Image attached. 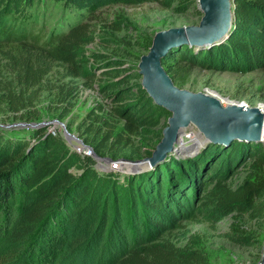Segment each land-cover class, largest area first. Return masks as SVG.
<instances>
[{"label": "trees", "instance_id": "1", "mask_svg": "<svg viewBox=\"0 0 264 264\" xmlns=\"http://www.w3.org/2000/svg\"><path fill=\"white\" fill-rule=\"evenodd\" d=\"M191 1L0 0V72H5L0 77V113L17 114L29 122L38 115L35 102L49 92L58 116L70 114L79 90L73 84L93 76L84 47L94 41L96 28L91 22L103 9L156 3L171 10L181 3L174 9L181 11ZM49 7L60 9L65 24L42 37L32 28L42 24L39 15ZM233 8L232 27L222 42L171 47L161 61L166 73L177 77L191 68L238 74L263 69L264 0H233ZM122 25L118 20L109 27L121 31ZM139 79L137 72L123 73L108 83L106 118L99 115L105 107L99 106L76 126L94 157H80L44 128L14 138L0 134V218L5 209L9 213L0 226L3 259L13 262L32 245L42 258L46 252L41 247L48 244L49 235L62 231L59 235H71L72 248L82 245L86 261L90 253L96 255L95 264H209L203 251L176 246L170 233L182 229L183 221L215 224L232 213L262 215L263 208L255 202L264 195V178L261 186L232 189L227 184L247 161L264 176L260 141H204L194 156H175L172 147L141 171L96 170L97 158L115 162L133 137L166 127L170 113L155 105L140 84L127 85ZM118 121L123 122L120 131ZM222 237L239 247L256 244L239 228H230Z\"/></svg>", "mask_w": 264, "mask_h": 264}, {"label": "rangeland", "instance_id": "2", "mask_svg": "<svg viewBox=\"0 0 264 264\" xmlns=\"http://www.w3.org/2000/svg\"><path fill=\"white\" fill-rule=\"evenodd\" d=\"M179 6L181 3H175L174 9ZM183 8L181 11L164 10L156 3H145L137 6L114 5L103 9L91 22L96 28L95 39L84 47L85 55L89 59L87 66L92 70L93 76L90 80H76L73 84L79 87V90L70 114L61 119L58 116V107L53 102L52 93L43 92L35 102L38 115L29 122L20 120L17 114L0 113V134L14 138L27 134V130L35 129L29 126L34 124L36 128H44L47 132L54 128L56 136L62 138L68 148H73V145L77 144L75 138L82 139L76 130L78 123L88 112L96 110L99 106L105 107V112L99 115L106 118L109 110L105 101L106 85L116 82L123 76V73H138L140 58L147 54L150 48L149 42L152 43L155 33L172 28L198 26L202 13L198 9L197 0H192ZM39 16L44 20L42 24L33 26L32 30L42 37H46L51 28H60L62 23L65 24L64 15L57 7H49ZM118 20L123 23L121 31H115L109 27L110 23ZM0 63L3 65V62L0 61ZM104 65L108 66L104 67ZM184 74L176 75L177 77L171 74L168 76L177 88L215 96L224 107L236 104L250 108L258 107L264 112V68L245 74L191 68L188 74ZM4 75L5 72L2 69L0 77ZM54 81V79L50 80L51 83ZM133 84L141 85V78L127 83L130 87H133ZM122 125L123 122L118 121L116 131H120ZM164 128L161 125L153 130H145L160 134L161 138H154L146 132L133 137L127 150L113 164L106 165L96 160V170L100 172L112 170L114 164H117V170L121 173L146 168L147 165H142V163L138 167L139 163L151 157L148 154L153 153L161 142ZM196 130L197 128L193 125L180 130L181 133L179 132L173 144L177 153L174 151L171 153L179 157L194 156L205 145V142H208L201 133L198 134L203 138L197 137ZM149 166L151 167L152 164L147 167ZM263 178V174L254 169L251 161H247L228 177L227 184L232 189L250 185L261 186L260 181ZM255 204L263 208L262 215L257 216L253 211L245 214L232 213L215 224L205 221L201 223L183 221L181 223L183 228L172 231L170 237L176 246L184 247L189 251H203L209 264H258L264 250V195L257 199ZM8 206L11 210L10 200ZM8 214L5 209L2 218ZM2 218H0V226L3 224ZM230 228H239L245 236H253L256 244L252 247H239L226 240L222 234L228 232ZM61 233L62 231H58L49 235L48 244L45 242L41 247V251L46 252L42 258L39 251L33 250L35 245H32L24 249V253H19L21 256L16 257L13 262L3 259L1 256L4 255L5 250H0V264H95L96 255L93 257L90 253V259L87 257L86 261V252L81 247L82 245L72 248L69 245L71 235L61 236L59 235ZM1 238L0 233V248L3 245ZM92 257L94 259H91Z\"/></svg>", "mask_w": 264, "mask_h": 264}, {"label": "water", "instance_id": "3", "mask_svg": "<svg viewBox=\"0 0 264 264\" xmlns=\"http://www.w3.org/2000/svg\"><path fill=\"white\" fill-rule=\"evenodd\" d=\"M232 1L197 0L198 9L202 13L198 26L172 28L155 33L147 54L140 58L138 75L142 89L155 105L169 112L170 117L152 157L140 162L138 167L141 163L146 166L160 161L165 153L172 150L180 130L190 125L195 126L208 142L229 143L235 139L264 142L263 137L260 138L264 113L258 107L236 104L224 107L215 96L181 90L173 84L161 65L171 47L181 44L204 47L222 42L233 23ZM29 126L36 128L34 124ZM75 139L78 144L84 145L82 140ZM96 160L106 165L114 163L109 158ZM261 262L264 263V250Z\"/></svg>", "mask_w": 264, "mask_h": 264}, {"label": "built area", "instance_id": "4", "mask_svg": "<svg viewBox=\"0 0 264 264\" xmlns=\"http://www.w3.org/2000/svg\"><path fill=\"white\" fill-rule=\"evenodd\" d=\"M54 128H51L48 133H50L52 136H56L55 131L53 130ZM263 142V141H262ZM71 151L79 155L80 157H94L93 151L91 148L81 145V144H75L73 145V148H71ZM117 164L112 165V170H117Z\"/></svg>", "mask_w": 264, "mask_h": 264}, {"label": "bare ground", "instance_id": "5", "mask_svg": "<svg viewBox=\"0 0 264 264\" xmlns=\"http://www.w3.org/2000/svg\"><path fill=\"white\" fill-rule=\"evenodd\" d=\"M261 111H263V110H261ZM264 113V112H263ZM182 130H184V128L183 129H181V131ZM181 131H180V133H181ZM199 133V131L198 130H196V136L197 137H199V138H203V136L202 135H200V134H198ZM189 136V135H188ZM261 137H263V139H264V126H263V128H262V131H261V134H260V138ZM187 142H188V140H187ZM203 142V141H202ZM202 142H200V143H202ZM193 143H195V142H193ZM198 144V143H197ZM165 157V156H164Z\"/></svg>", "mask_w": 264, "mask_h": 264}]
</instances>
